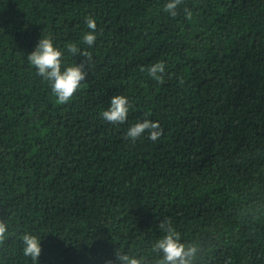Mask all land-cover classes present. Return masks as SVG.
Wrapping results in <instances>:
<instances>
[{
  "label": "trees",
  "instance_id": "1",
  "mask_svg": "<svg viewBox=\"0 0 264 264\" xmlns=\"http://www.w3.org/2000/svg\"><path fill=\"white\" fill-rule=\"evenodd\" d=\"M168 2L0 0V264H33L24 232L36 264H159L168 219L192 264H264V0ZM46 36L62 70L85 60L70 43L92 57L66 104L27 59ZM114 95L123 124L101 115ZM144 119L162 135L126 139Z\"/></svg>",
  "mask_w": 264,
  "mask_h": 264
},
{
  "label": "clouds",
  "instance_id": "2",
  "mask_svg": "<svg viewBox=\"0 0 264 264\" xmlns=\"http://www.w3.org/2000/svg\"><path fill=\"white\" fill-rule=\"evenodd\" d=\"M181 2L182 0H169L164 10L174 17L177 15V6ZM86 25L91 31L84 34L83 43L91 46L96 40L95 30L97 25L95 19L91 17L86 18ZM66 47L68 53L84 57V62L75 63L62 70V57L64 54L59 48L54 46L50 36L41 37L35 50L27 56L30 64L35 67L37 74L50 82L52 93L59 104H66L73 98L81 82L87 77V72L83 70L84 64L92 59L88 52L81 51L74 43H70ZM141 71H144V69L141 68ZM147 71L149 76L163 82L161 74L165 72V63L156 62ZM129 107V101L126 96L114 95L110 100V106L102 112V118L112 124H123L127 119ZM145 133H147L148 139L156 141L162 135L163 130L160 128L158 122L144 119L132 125L127 130L125 138H130L135 142ZM159 228L164 235L153 245L154 251L162 253L159 264H192L193 258L197 253V248L193 245L186 246L181 242L180 233L174 229L170 219L161 221ZM7 233V225L0 222V241L4 240ZM20 240L23 255L31 258L33 264H36L41 254V237L31 232H24ZM116 258L119 264H141L139 259L126 254H119Z\"/></svg>",
  "mask_w": 264,
  "mask_h": 264
}]
</instances>
